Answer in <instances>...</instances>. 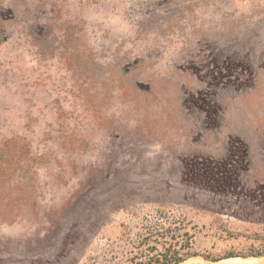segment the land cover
Listing matches in <instances>:
<instances>
[{
	"label": "rangeland",
	"instance_id": "rangeland-1",
	"mask_svg": "<svg viewBox=\"0 0 264 264\" xmlns=\"http://www.w3.org/2000/svg\"><path fill=\"white\" fill-rule=\"evenodd\" d=\"M173 254L264 264V0H0V264Z\"/></svg>",
	"mask_w": 264,
	"mask_h": 264
},
{
	"label": "trees",
	"instance_id": "trees-1",
	"mask_svg": "<svg viewBox=\"0 0 264 264\" xmlns=\"http://www.w3.org/2000/svg\"><path fill=\"white\" fill-rule=\"evenodd\" d=\"M201 177H203V176H201ZM205 177L209 178L210 181H212V182L221 183V184H229L231 181L235 182L234 179L236 178V177H231L230 175L216 177L212 173L205 174L203 178H205ZM180 261H181V258L177 257V255L173 254V256H169V257L165 256L164 261L161 264H178V263H180Z\"/></svg>",
	"mask_w": 264,
	"mask_h": 264
}]
</instances>
